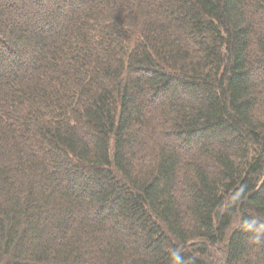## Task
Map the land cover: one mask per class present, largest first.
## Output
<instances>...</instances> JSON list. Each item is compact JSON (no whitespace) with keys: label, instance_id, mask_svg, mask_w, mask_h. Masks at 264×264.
Returning <instances> with one entry per match:
<instances>
[{"label":"trees","instance_id":"obj_1","mask_svg":"<svg viewBox=\"0 0 264 264\" xmlns=\"http://www.w3.org/2000/svg\"><path fill=\"white\" fill-rule=\"evenodd\" d=\"M0 264H264V0H0Z\"/></svg>","mask_w":264,"mask_h":264}]
</instances>
